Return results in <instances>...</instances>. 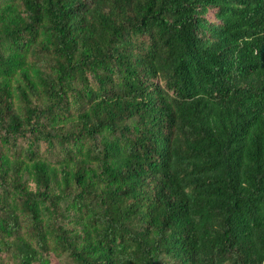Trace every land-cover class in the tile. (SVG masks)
<instances>
[{
	"label": "trees",
	"instance_id": "16d2710c",
	"mask_svg": "<svg viewBox=\"0 0 264 264\" xmlns=\"http://www.w3.org/2000/svg\"><path fill=\"white\" fill-rule=\"evenodd\" d=\"M264 264V0H0V264Z\"/></svg>",
	"mask_w": 264,
	"mask_h": 264
},
{
	"label": "rangeland",
	"instance_id": "374dc122",
	"mask_svg": "<svg viewBox=\"0 0 264 264\" xmlns=\"http://www.w3.org/2000/svg\"><path fill=\"white\" fill-rule=\"evenodd\" d=\"M56 263H57L56 258H52L51 264H56Z\"/></svg>",
	"mask_w": 264,
	"mask_h": 264
}]
</instances>
